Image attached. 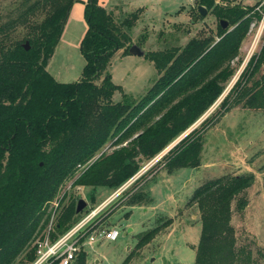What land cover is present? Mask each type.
Listing matches in <instances>:
<instances>
[{
    "label": "trees",
    "instance_id": "obj_1",
    "mask_svg": "<svg viewBox=\"0 0 264 264\" xmlns=\"http://www.w3.org/2000/svg\"><path fill=\"white\" fill-rule=\"evenodd\" d=\"M72 1L34 0L17 18L0 20V264L31 262V241L45 227L47 203L77 169L81 170L73 185L90 187L92 201L94 188H117L139 169L142 160L157 154L192 124L221 93L220 82L229 75L226 62L237 52L249 22L259 16L253 10L257 1L243 5L196 0L194 15H198L197 6H203L215 19L214 34L191 37L180 47L144 51L142 56L152 63L157 78L137 101L122 94L121 100L113 102V92L120 89L111 81L107 66L116 50L128 53V30L137 15L128 13L116 24L97 0H86V29L79 41L84 60L81 76L72 82L57 81L46 65ZM16 19L27 30L14 39L11 31ZM219 19L227 22L226 28L220 27ZM261 65L264 36L259 53L243 70L245 82L236 81L218 103V116L204 118L162 156L166 173L199 165L206 124H214L231 107L241 103L264 108V68L251 80ZM108 140L111 151L96 157ZM252 181V173L221 175L192 189L186 204L196 206L200 223L193 264H257L252 254L264 264L263 249L252 252L235 247L230 224L232 200L235 210L241 211L247 202L240 193ZM63 198L54 211L50 240L81 215L75 212L76 197L69 196L66 202ZM125 202L140 205L150 203L151 198L136 190ZM101 218L94 219L96 224ZM170 222L167 217L142 232L135 247L147 243ZM20 254L23 258L18 260ZM85 255L81 248L72 264H84Z\"/></svg>",
    "mask_w": 264,
    "mask_h": 264
},
{
    "label": "rangeland",
    "instance_id": "obj_2",
    "mask_svg": "<svg viewBox=\"0 0 264 264\" xmlns=\"http://www.w3.org/2000/svg\"><path fill=\"white\" fill-rule=\"evenodd\" d=\"M85 1L71 2L59 38L48 60L47 71L57 81L72 82L81 76L84 60L79 52V41L86 29L83 17ZM195 1L97 0L98 4H102L105 10L111 13L116 24L128 13H136L137 19L128 34L131 44H135L143 52L170 46L180 47L189 38L200 34L213 35L214 17L206 9L203 16L194 15ZM229 1L243 5H252L257 1L253 10L257 11L259 16L249 22L237 52L226 62L229 75L220 82L222 91L215 101L162 150L150 159L142 160L139 169L122 183L124 186L120 189V186L115 189L96 187L93 189L94 199L90 201V187L73 185L81 170L77 169L48 201L45 227L31 241V245L36 238L45 236L46 231L50 230L55 203L60 201L62 196L63 202L71 196L85 202L79 219L95 209L94 216H102L97 228L111 227L118 232L112 241L98 239L91 245L84 243L81 246L86 254L84 264H193L194 245L198 240L200 223L196 206L186 204L192 189L221 175L246 172L253 174L252 183L240 193L247 203L241 211L235 210L234 200L230 204V224L233 228L235 247H243L244 250L252 252L257 248L264 251V108H253L238 103L222 113L214 124L207 123L198 166L181 167L172 173H166L162 166V156L191 129L199 126L204 118L216 112L218 103L234 83L239 81L242 85L245 82L242 78L243 70L262 47V0ZM30 2L34 0H0L1 22H10V19L17 18L18 13ZM15 21L11 31V37L14 39L23 36L27 30L24 22L20 19ZM263 68L264 65H261L251 76V80L257 79ZM107 70L111 81L120 89L113 92V102L121 100L122 94L132 101H137L158 76L150 61L142 55L123 54L122 49L112 54ZM249 71L250 68L246 72ZM217 113L213 120L218 116ZM110 143L111 140L104 143L95 156L110 152L113 148ZM136 190L145 191L151 202L126 205L128 195ZM167 217L171 218V222L166 227L161 228L141 247H135L142 232L160 225ZM252 255L257 264L262 263V259ZM21 258L22 254L18 260Z\"/></svg>",
    "mask_w": 264,
    "mask_h": 264
},
{
    "label": "built area",
    "instance_id": "obj_3",
    "mask_svg": "<svg viewBox=\"0 0 264 264\" xmlns=\"http://www.w3.org/2000/svg\"><path fill=\"white\" fill-rule=\"evenodd\" d=\"M263 13L260 20H264V0H262ZM124 185L121 184L119 189ZM117 187V188H118ZM58 202L55 203V211ZM96 210L92 209L77 220L62 234L50 240L48 232L46 235L34 240V258L29 264H49L56 261L57 264H72L81 246L86 243L91 245L98 239L114 240L118 232L115 228L98 229L97 221L94 220ZM55 213V212H54ZM91 228L90 230H88ZM50 229V228H49ZM90 231V232H89Z\"/></svg>",
    "mask_w": 264,
    "mask_h": 264
},
{
    "label": "water",
    "instance_id": "obj_4",
    "mask_svg": "<svg viewBox=\"0 0 264 264\" xmlns=\"http://www.w3.org/2000/svg\"><path fill=\"white\" fill-rule=\"evenodd\" d=\"M197 13L199 16H203L205 13V8L201 5H198L197 6ZM218 22H219L220 27L222 29L227 27V22L225 20L219 19ZM24 46L26 49H28L29 46H28L27 41L24 43ZM127 52L129 54H134V55H142L143 54V51L141 49H139V47H137L135 44H131L128 47ZM84 205H85V202L82 199H78L76 202V205H75V212H79L84 207Z\"/></svg>",
    "mask_w": 264,
    "mask_h": 264
},
{
    "label": "crops",
    "instance_id": "obj_5",
    "mask_svg": "<svg viewBox=\"0 0 264 264\" xmlns=\"http://www.w3.org/2000/svg\"><path fill=\"white\" fill-rule=\"evenodd\" d=\"M100 4V3H99ZM101 6H103L102 4H100ZM104 7V6H103ZM47 65H48V63H47ZM47 65H46V69H47ZM99 188H104V187H99Z\"/></svg>",
    "mask_w": 264,
    "mask_h": 264
}]
</instances>
